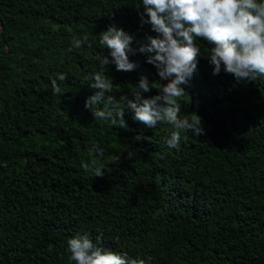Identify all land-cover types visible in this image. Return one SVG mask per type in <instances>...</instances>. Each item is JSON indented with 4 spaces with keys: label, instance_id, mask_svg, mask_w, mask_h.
Here are the masks:
<instances>
[{
    "label": "trees",
    "instance_id": "16d2710c",
    "mask_svg": "<svg viewBox=\"0 0 264 264\" xmlns=\"http://www.w3.org/2000/svg\"><path fill=\"white\" fill-rule=\"evenodd\" d=\"M139 3L0 0V264H73L67 239L85 233L151 264H264V77H213L210 45L199 41L198 72L181 85L180 103L205 134H183L178 150L166 147L169 124L149 129L125 107L122 129L84 108L94 56L107 54L99 33L114 23L136 41L155 35L139 26ZM74 36L88 42L74 48ZM130 59L134 72L108 66L116 99L140 74L167 83L144 55ZM93 147L104 150L103 178L82 168Z\"/></svg>",
    "mask_w": 264,
    "mask_h": 264
},
{
    "label": "clouds",
    "instance_id": "9594fccd",
    "mask_svg": "<svg viewBox=\"0 0 264 264\" xmlns=\"http://www.w3.org/2000/svg\"><path fill=\"white\" fill-rule=\"evenodd\" d=\"M136 7L139 26H149L155 35L136 41L114 23L99 33V43L107 54L101 51L94 56L99 70L89 73L86 79L91 81L89 88L95 91L85 99L84 108L91 112L93 120L122 129L128 127L125 107L134 114V121L149 129L169 124L174 130L165 141L166 147L178 150L182 138H186L183 134L191 132L195 137L205 134L202 118L195 111L182 116L180 103L186 96L181 85H189L198 72L203 54L199 41L210 45L203 56L212 68L213 77L221 72L237 81L252 82L264 77V0H140ZM87 42V36L73 37L74 48ZM134 43L138 47H133ZM137 54L144 55L145 63L156 69L159 81L167 83L150 82L146 75L140 74L138 83L129 90L131 98L125 95L116 99L111 95L113 80L106 75L108 66L114 65L117 72H134L140 64L130 57ZM59 79L66 80L67 75L61 74ZM51 87L54 95H63L56 79L51 80ZM152 90L157 94L145 97ZM89 154L92 159L82 168L95 178H103L106 171L103 148L93 147ZM132 155L129 152L127 158ZM160 158L164 159V155ZM119 162V155L110 158V163ZM48 247L49 251L53 249L51 244ZM66 251L73 264H151L153 259L131 258L126 252L104 247L100 236L94 242L87 233L68 238Z\"/></svg>",
    "mask_w": 264,
    "mask_h": 264
}]
</instances>
